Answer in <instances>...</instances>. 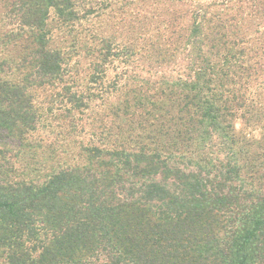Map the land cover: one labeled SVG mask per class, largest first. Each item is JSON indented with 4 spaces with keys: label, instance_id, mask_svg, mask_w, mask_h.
<instances>
[{
    "label": "trees",
    "instance_id": "16d2710c",
    "mask_svg": "<svg viewBox=\"0 0 264 264\" xmlns=\"http://www.w3.org/2000/svg\"><path fill=\"white\" fill-rule=\"evenodd\" d=\"M2 1L27 52L0 61V130L62 131L39 176L0 172V264H264V0H124L82 79L50 27L79 1Z\"/></svg>",
    "mask_w": 264,
    "mask_h": 264
},
{
    "label": "rangeland",
    "instance_id": "374dc122",
    "mask_svg": "<svg viewBox=\"0 0 264 264\" xmlns=\"http://www.w3.org/2000/svg\"><path fill=\"white\" fill-rule=\"evenodd\" d=\"M77 1L80 3L78 8L80 12H83L82 10H88V13H86L87 15L84 14L86 17L79 25H72V27L68 28L58 27L56 18L54 17L50 25L53 34L51 36V44L54 47H61L66 43L70 47L71 54L73 56L76 54L75 59L77 60L79 57L80 65L79 68H77L76 78L82 79L88 74V67H90L88 64L90 61H88L89 59L86 57L91 55L92 52L98 48L97 45L100 40L107 39L110 41L111 38H126L128 36V29H126L124 25V21L127 20L126 11L125 13H121L122 8L127 7L124 5V0ZM135 4L136 5L131 7L129 11H132L134 8L137 12L140 11L141 13H145L146 7L144 4L137 2ZM10 9V6H6V4H3V1L0 0V38L6 34V32L9 33V31L17 28L16 22L14 21L13 24L12 20L8 17V11ZM85 20L87 21L85 22ZM14 32L16 33L17 31ZM19 33L22 32L20 31ZM77 35L81 40L85 38L83 37L85 35L89 45L87 44L88 46H84L78 50L76 48ZM122 41L120 40V43ZM26 52L25 43L19 41L18 46H14L11 45V40L6 41V45L0 47V61L7 60L11 63L10 60H16V58L22 56ZM144 64L146 63H142V65ZM117 71L118 70H109L108 78H113ZM4 78L7 80H15V78H17V73L13 66H11L10 72L7 73ZM59 121L60 120L55 122L56 127H53L52 130H46L44 125L39 127L35 134L27 136L22 143L14 141L6 132L0 130V172L12 178L14 176L26 178L29 176H39L40 173L44 171L45 167H47L48 163L45 151V140L46 138L53 137L52 134H59L62 131L61 127H59ZM235 128L237 131H241L242 123L238 121V123L235 124Z\"/></svg>",
    "mask_w": 264,
    "mask_h": 264
}]
</instances>
